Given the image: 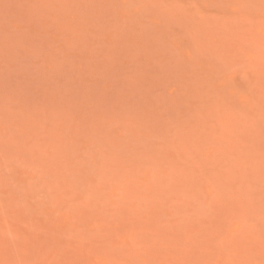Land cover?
Here are the masks:
<instances>
[{
    "label": "rangeland",
    "instance_id": "obj_1",
    "mask_svg": "<svg viewBox=\"0 0 264 264\" xmlns=\"http://www.w3.org/2000/svg\"><path fill=\"white\" fill-rule=\"evenodd\" d=\"M0 264H264V0H0Z\"/></svg>",
    "mask_w": 264,
    "mask_h": 264
}]
</instances>
